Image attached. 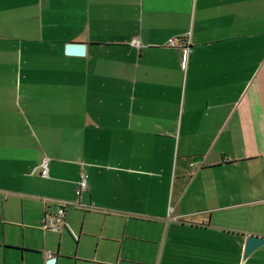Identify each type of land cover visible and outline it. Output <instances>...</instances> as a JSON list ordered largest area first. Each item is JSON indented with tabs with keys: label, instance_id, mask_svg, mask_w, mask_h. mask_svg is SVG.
Listing matches in <instances>:
<instances>
[{
	"label": "crops",
	"instance_id": "0c3cea01",
	"mask_svg": "<svg viewBox=\"0 0 264 264\" xmlns=\"http://www.w3.org/2000/svg\"><path fill=\"white\" fill-rule=\"evenodd\" d=\"M249 235L264 0H0V264H264Z\"/></svg>",
	"mask_w": 264,
	"mask_h": 264
},
{
	"label": "built area",
	"instance_id": "2783aa9c",
	"mask_svg": "<svg viewBox=\"0 0 264 264\" xmlns=\"http://www.w3.org/2000/svg\"><path fill=\"white\" fill-rule=\"evenodd\" d=\"M178 44H179L178 37H173L169 39L167 42V45L169 46H177ZM46 164H47L46 160L42 161V163L40 164V168L42 170L41 171L42 176H45ZM86 185H87V174L84 171H82L80 173V178L77 183L76 194L79 195L81 191L86 188ZM66 204L67 203L65 201L59 202L54 212H48L44 215V219L40 226L43 231H47V230L60 231L64 228L65 225L64 212H65ZM47 257L50 258L52 257V255L50 253H47Z\"/></svg>",
	"mask_w": 264,
	"mask_h": 264
},
{
	"label": "water",
	"instance_id": "95a60500",
	"mask_svg": "<svg viewBox=\"0 0 264 264\" xmlns=\"http://www.w3.org/2000/svg\"><path fill=\"white\" fill-rule=\"evenodd\" d=\"M85 50L84 44H67L65 46V51L70 55H83ZM264 244V238L260 236L249 235L246 238V244L244 248V257L251 253L254 249ZM57 256L50 257L46 264H56Z\"/></svg>",
	"mask_w": 264,
	"mask_h": 264
}]
</instances>
